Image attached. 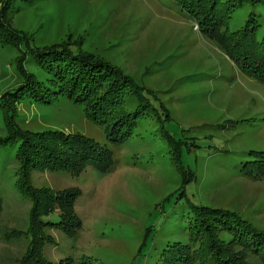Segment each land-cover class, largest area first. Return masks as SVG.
<instances>
[{
    "label": "rangeland",
    "instance_id": "rangeland-1",
    "mask_svg": "<svg viewBox=\"0 0 264 264\" xmlns=\"http://www.w3.org/2000/svg\"><path fill=\"white\" fill-rule=\"evenodd\" d=\"M250 14L261 38L262 1L242 0L228 27L239 29ZM12 27L25 31L35 46L68 41L111 62L143 87L153 109L137 120L130 136L112 144L104 127L65 96L51 104L26 98L14 103L13 121L23 129L80 133L112 151L106 169L89 165L76 176L33 171L34 186L81 192L76 233L44 230L51 241L43 253L51 264H200L187 262L185 248L173 245L191 243L188 225L195 205L228 209L264 231V173L254 179L245 172L252 166L248 161L259 159L250 151L264 150V81L241 71L177 2L33 0L19 3ZM18 54L17 47L0 42V96L18 81ZM27 70L48 79L30 64ZM2 116L0 109V139L7 135ZM15 140L0 143V264H18L29 240L22 233L30 201L14 185ZM181 168L194 176L184 182ZM43 219L57 222L59 210ZM218 237L250 264H264L226 231L219 230Z\"/></svg>",
    "mask_w": 264,
    "mask_h": 264
},
{
    "label": "trees",
    "instance_id": "trees-1",
    "mask_svg": "<svg viewBox=\"0 0 264 264\" xmlns=\"http://www.w3.org/2000/svg\"><path fill=\"white\" fill-rule=\"evenodd\" d=\"M31 1L0 0V42L19 50L15 58L18 81L0 96L2 121L7 130L0 143L9 145L19 139L14 155L18 164L14 185L30 201L28 228L22 233L29 240L17 263L51 264L43 253L45 244L51 241L44 230L58 228L68 236L76 233L81 221L75 203L81 192L78 188L55 190L34 186L31 182L33 171H65L76 176L89 165L106 169L112 164V151L80 133L23 129L13 121L14 103L26 98L51 104L59 96H65L76 105L83 106L86 117L92 123L104 127L106 138L112 144L130 136L137 120L153 109L149 97L142 92L143 87L111 62L82 52L68 41L35 46L25 31L13 28L14 10L19 3ZM174 1L195 18L197 28L213 39L241 71L264 81V36L257 37L259 24L254 15L250 14L237 30L228 27L231 14L242 0H236L237 3L233 0ZM258 1L264 2L251 0L252 3ZM27 64L39 68L48 79L39 80L35 72L27 70ZM160 108L166 119L169 118L164 107ZM163 135L171 143L172 136L167 131ZM250 154L259 159L248 161L252 166L247 167L245 172L249 170L253 173L250 177L260 179L264 173V150L250 151ZM181 172L184 182L194 176L189 169L181 168ZM55 208L59 210L60 219L57 222L43 219ZM192 212L188 225L191 243H173L174 247L182 245L185 248L187 262L250 264L241 253H235L232 248L229 250L222 243L218 237L219 230L231 234L233 243L250 250L264 261V231L253 228L247 220L228 209L195 205ZM168 250L174 252L173 249Z\"/></svg>",
    "mask_w": 264,
    "mask_h": 264
}]
</instances>
